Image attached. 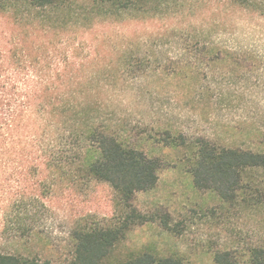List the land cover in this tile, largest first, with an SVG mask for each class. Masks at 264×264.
I'll list each match as a JSON object with an SVG mask.
<instances>
[{"label":"rangeland","instance_id":"374dc122","mask_svg":"<svg viewBox=\"0 0 264 264\" xmlns=\"http://www.w3.org/2000/svg\"><path fill=\"white\" fill-rule=\"evenodd\" d=\"M181 10L100 20L74 37L77 56L95 72L109 104L101 114L104 124L164 163L155 188L137 192L135 206L146 215L167 211L176 225L175 233L158 221L134 225L114 251L113 264L119 255L140 250L177 253L183 264H214V251L227 248L244 264L247 249L264 246V206L260 212L222 211L215 193L194 188L185 148L157 141L168 130L189 141L206 137L264 149V16L229 0L189 2ZM125 49L139 62L117 74ZM46 175L55 183L46 199L51 218L32 237L10 238L0 247L58 262L69 255L74 223L86 217L107 221L115 204L106 184L47 172L40 177Z\"/></svg>","mask_w":264,"mask_h":264},{"label":"trees","instance_id":"16d2710c","mask_svg":"<svg viewBox=\"0 0 264 264\" xmlns=\"http://www.w3.org/2000/svg\"><path fill=\"white\" fill-rule=\"evenodd\" d=\"M199 1L204 0H0V245L32 237L51 218L46 199L55 183L40 177L42 172L106 184L115 204L107 221L86 217L74 223L66 259L52 262L0 247V264H113L114 251L134 225L158 221L175 233L169 212L146 215L135 206L137 192L155 188L164 163L104 124L101 114L109 104L95 72L77 56L74 37L100 20L178 13ZM229 1L264 16V0ZM133 56L122 51L117 74L138 61ZM157 141L185 148L194 188L215 193L222 211L260 212L264 206V149L206 137L189 141L168 130ZM243 256L244 264H264V246ZM241 259L232 248L213 253L214 264H241ZM114 264H183V259L140 250L119 255Z\"/></svg>","mask_w":264,"mask_h":264}]
</instances>
